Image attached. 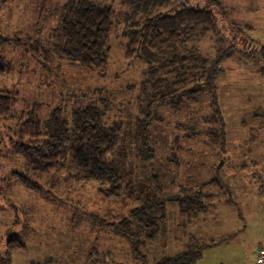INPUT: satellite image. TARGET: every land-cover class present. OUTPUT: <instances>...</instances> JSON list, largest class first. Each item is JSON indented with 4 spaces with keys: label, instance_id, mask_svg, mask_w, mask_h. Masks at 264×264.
Segmentation results:
<instances>
[{
    "label": "rangeland",
    "instance_id": "1",
    "mask_svg": "<svg viewBox=\"0 0 264 264\" xmlns=\"http://www.w3.org/2000/svg\"><path fill=\"white\" fill-rule=\"evenodd\" d=\"M65 2L0 0V69L6 63L14 67L0 74V92L18 93L23 104L47 118L60 104L73 108L75 82L83 84L81 89L108 91L113 117L125 124L130 143L123 148L132 187L125 200H108L96 184L76 182L67 170L40 176L41 193L29 190L13 177L25 166L11 152L8 127L0 128V254L8 237L16 235L25 248L12 254L10 264H161L185 252L190 253L185 264H258L257 249L264 246V67L243 49L264 47V0H180L178 6L159 10L172 14L187 4L214 12L216 30L194 45L212 61L214 76L196 107L181 113L152 110L163 123L150 124L145 159L139 155L142 140L137 141L136 127L145 65H128L123 58L131 11L114 1L111 61L101 74L84 71L53 51L58 7ZM32 46H39L38 60L26 55ZM211 117L219 121L221 146L208 145L204 135L195 141L185 138L189 129L205 131ZM212 180L220 184L207 190L217 195L208 210L190 219L182 215L179 200ZM151 198L164 205L163 229L141 248L145 257H139L102 219Z\"/></svg>",
    "mask_w": 264,
    "mask_h": 264
},
{
    "label": "trees",
    "instance_id": "2",
    "mask_svg": "<svg viewBox=\"0 0 264 264\" xmlns=\"http://www.w3.org/2000/svg\"><path fill=\"white\" fill-rule=\"evenodd\" d=\"M107 1L66 0L58 7V42L52 49L60 58L72 65L78 64L84 71L105 74L111 61L110 39L116 28L115 0ZM120 1L131 11L126 15L123 58L128 65L136 62L145 65L138 87L136 121L137 141L142 140L139 155L145 159L151 139L150 124L163 123L152 110L165 108L181 113L196 107L214 76L212 61L194 45L216 30V16L209 8L187 4L172 14L159 12L165 7L178 6L180 0ZM38 47L27 49V57L38 60ZM243 51L250 59L258 58L264 67V47L253 50L246 46ZM13 69V63H6L0 74ZM73 84L76 85L71 93L75 99L73 108L68 111L60 104L47 118H41L35 109L23 104L18 93L0 92V128L8 127L13 141L11 152L25 166V172H14L13 177L25 188L41 193L42 187L37 181L40 176L52 173L59 176L71 170L73 180L96 184L106 199L125 200L132 187L128 171L132 167L128 165L129 154L123 148L130 144L125 124L113 117V100L108 91L81 89L83 84ZM218 122L216 117H211L205 131L189 129L185 138L195 141L204 135L208 145L219 147L222 136ZM153 178L158 180L157 175ZM219 184L220 181L212 180L202 184L198 191H187L178 202L182 215L190 219L205 213L207 204L217 198L207 190L216 189ZM160 185L159 181L158 189ZM163 206L159 199H146L128 212L105 215L103 225L126 240L137 256L145 257L141 248L153 242L163 229L160 215ZM24 248L19 237L9 236L0 254V264H10L12 254ZM189 254L163 259L161 264H185L190 261Z\"/></svg>",
    "mask_w": 264,
    "mask_h": 264
},
{
    "label": "built area",
    "instance_id": "3",
    "mask_svg": "<svg viewBox=\"0 0 264 264\" xmlns=\"http://www.w3.org/2000/svg\"><path fill=\"white\" fill-rule=\"evenodd\" d=\"M257 262L258 264H264V246L257 249Z\"/></svg>",
    "mask_w": 264,
    "mask_h": 264
}]
</instances>
